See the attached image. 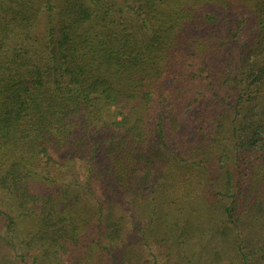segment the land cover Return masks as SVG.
<instances>
[{
  "label": "trees",
  "instance_id": "16d2710c",
  "mask_svg": "<svg viewBox=\"0 0 264 264\" xmlns=\"http://www.w3.org/2000/svg\"><path fill=\"white\" fill-rule=\"evenodd\" d=\"M163 255L264 264V0H0V264Z\"/></svg>",
  "mask_w": 264,
  "mask_h": 264
},
{
  "label": "rangeland",
  "instance_id": "374dc122",
  "mask_svg": "<svg viewBox=\"0 0 264 264\" xmlns=\"http://www.w3.org/2000/svg\"><path fill=\"white\" fill-rule=\"evenodd\" d=\"M114 114H115V110H114V108H111V109H109V110H107L106 112H105V119H107V120H111V121H113V119H114ZM110 121V122H111ZM56 173V171H54L53 172V175ZM199 251H200V247H198V248H196L195 250H190V251H188L189 253H188V256L189 257H193V253L195 252V253H198L199 254ZM184 255V254H183ZM163 257H165L164 258V261H166V264H172L173 262L171 261V259L168 261V257L166 256V255H163ZM227 262H229L228 260H226V259H224V261L222 262L223 264H226Z\"/></svg>",
  "mask_w": 264,
  "mask_h": 264
}]
</instances>
